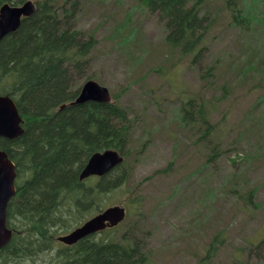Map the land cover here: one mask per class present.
<instances>
[{"label": "rangeland", "instance_id": "1", "mask_svg": "<svg viewBox=\"0 0 264 264\" xmlns=\"http://www.w3.org/2000/svg\"><path fill=\"white\" fill-rule=\"evenodd\" d=\"M81 5L78 26L98 40L94 79L131 108L137 119L132 149H145L128 182L107 199L130 213L122 229L142 216L136 231L147 240L148 264H200L218 233L219 250L202 264H264V247L253 246L264 240V141L259 126L248 125L264 109V49H250L256 39L230 24L223 0H208L214 23L201 68L165 43L158 14L138 0ZM261 34L264 40V29ZM216 59L212 75L203 78ZM188 97L205 102L211 114L217 131L210 145L199 141L201 124L179 120L177 103ZM237 188L253 194L251 204ZM133 198L140 208L130 204Z\"/></svg>", "mask_w": 264, "mask_h": 264}, {"label": "trees", "instance_id": "2", "mask_svg": "<svg viewBox=\"0 0 264 264\" xmlns=\"http://www.w3.org/2000/svg\"><path fill=\"white\" fill-rule=\"evenodd\" d=\"M26 1L0 0V8L5 3L21 5ZM138 1L158 14L165 43L190 56L192 64L201 68L214 23L208 0ZM223 1L230 24L239 27L248 40L256 39L258 45H250V49H264L259 44L264 43V0ZM35 3V12L0 40V95L15 100L23 127L18 137H0V148L16 165L18 188L7 208L13 235L0 250V264H148L147 240L136 231L142 216L122 229L130 217L127 213L120 225L72 245L58 240L110 205L108 197L128 182L138 155L145 149L141 145L133 151L137 119L118 96L112 94L111 102L74 103L82 85L95 77L90 69L98 44L93 34L78 26L81 0ZM218 61L202 70L201 76H211ZM177 108L182 111L181 124H201L199 141L210 145L217 130L205 102L188 97L180 100ZM252 124L259 126L260 140L264 141V109L248 117V125ZM107 149L124 155L123 163L102 177L81 180L90 157ZM235 193L252 203L253 194H242L238 188ZM137 203L140 208L138 198L130 202L132 206ZM222 235L216 234L205 246L200 264L219 250ZM253 246L260 251L264 240L258 244L253 241ZM253 248L249 255H253Z\"/></svg>", "mask_w": 264, "mask_h": 264}, {"label": "water", "instance_id": "3", "mask_svg": "<svg viewBox=\"0 0 264 264\" xmlns=\"http://www.w3.org/2000/svg\"><path fill=\"white\" fill-rule=\"evenodd\" d=\"M36 10V3L27 0L21 5L5 3L0 8V40L8 33L16 31L24 17L31 16ZM112 96L108 87L94 79L86 81L74 103L88 101L109 102ZM23 133L22 117L14 99L8 95H0V137L15 138ZM124 161L118 150L107 149L94 153L81 171L80 179L92 175L103 176ZM16 166L6 152L0 149V250L12 237V230L7 226V207L10 199L16 194ZM123 206H111L87 220L72 232L60 236L67 244L103 230L108 226L118 225L125 219Z\"/></svg>", "mask_w": 264, "mask_h": 264}, {"label": "bare ground", "instance_id": "4", "mask_svg": "<svg viewBox=\"0 0 264 264\" xmlns=\"http://www.w3.org/2000/svg\"><path fill=\"white\" fill-rule=\"evenodd\" d=\"M40 128V127H39ZM105 151V150H104ZM96 153V152H95ZM86 159V158H85ZM58 226V225H57Z\"/></svg>", "mask_w": 264, "mask_h": 264}]
</instances>
